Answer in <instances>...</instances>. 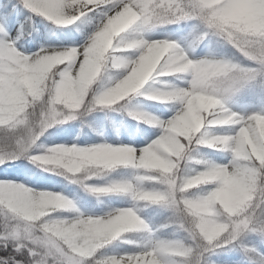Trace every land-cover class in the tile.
Here are the masks:
<instances>
[{"label":"clouds","instance_id":"obj_1","mask_svg":"<svg viewBox=\"0 0 264 264\" xmlns=\"http://www.w3.org/2000/svg\"><path fill=\"white\" fill-rule=\"evenodd\" d=\"M102 3L104 0H37L34 13L53 26H68L80 19L83 7ZM100 17L85 41L87 46L81 45L83 52L78 48L66 52L41 48L46 54L29 64L31 58L22 59L13 43L0 50V63L8 66L10 75L7 92L0 90V124L15 110L19 125H29L26 146L31 148L49 128L76 120L83 108L119 105L116 111L157 127L161 134L141 150L139 158L131 149L126 151L132 159L126 167L137 170L131 181L113 182L92 191L125 194L134 202L149 204L155 202L157 193L162 195L158 204L171 213L164 226H175L184 234L183 239L162 241L174 249L164 257V264H185L174 257L202 248V240L225 236L230 242L244 234L254 235L258 241L242 250L244 264H253L259 245L264 244V116L249 115L246 125L234 135H209V130L240 123L223 106L221 97L249 81H264V0H121L118 10L105 11ZM188 20L200 29L198 42H223L252 66L210 56L189 59L175 43L148 38L156 28ZM28 22L31 27V17ZM81 55L83 60L76 68ZM167 77H174L176 83L161 79ZM93 86L97 90L90 97ZM141 90L146 99L178 106L175 115L164 122L121 104ZM182 139L187 144L181 143ZM199 146L226 152L230 158L217 165L198 153ZM32 159L73 174L87 172L86 179L101 177L116 163L115 157L98 159L52 148ZM153 181L159 189L145 186ZM206 183L215 184L211 193L189 191ZM121 184L131 192H124ZM0 204L13 214L0 212V221L7 225L0 228V241L28 253L15 264H62L51 250L50 237H67L65 242L74 252L90 257L137 219L127 208L87 224L69 223L53 215L70 209L69 201L61 195L25 194L3 186ZM101 264L120 262L110 257ZM194 264H201L199 254Z\"/></svg>","mask_w":264,"mask_h":264},{"label":"trees","instance_id":"obj_2","mask_svg":"<svg viewBox=\"0 0 264 264\" xmlns=\"http://www.w3.org/2000/svg\"><path fill=\"white\" fill-rule=\"evenodd\" d=\"M14 2L15 0H0V5L6 4L7 7L3 11L8 12ZM29 17H31V27L28 22ZM100 18L99 15H93L91 19L82 18L73 25L53 26L38 15H34L27 10H19L18 14L14 16L12 24L7 25V31L18 25L20 37L15 43L25 53H32L41 48L70 49L82 45L95 29V25ZM0 19L3 20V16H0ZM199 31L200 29L197 27L196 22L188 20L156 28L150 33L171 34L174 32L189 36L192 38V44L196 48L207 46L216 55H220L221 58L230 59L241 65L248 64L247 60L223 42L215 39H205L203 42H198ZM28 32H31V35H28ZM68 36H71V39H67L66 37ZM2 41L3 33L0 32V42ZM170 42L175 43V41ZM161 79L176 83L174 77ZM145 87L147 88L149 85ZM95 90L97 88L93 86V92L89 94L90 97ZM121 104H127L130 108L145 111L158 120L168 118L178 109V106L173 104H162L146 99L143 90H141V93L130 96L126 101H122ZM223 106L227 109L225 104ZM118 107L119 105L110 108L95 107L92 110L83 108L76 114V120L49 128L31 148L26 146L27 128L29 125L18 126L17 129L11 131L0 129V160L3 161L0 162V182L17 181L23 183L27 181L30 186L54 191L55 194H59L70 201L72 208L54 213L55 217L69 220L81 217L82 214L104 215L111 211H116L125 204L133 205L136 214L147 226V231L122 234L100 250L105 257L141 252L149 242L154 240L156 242L175 241L183 239L184 234L179 232L175 226H164L169 223L171 213L167 209L160 207L159 204L134 202L130 196L120 193L98 194L92 191L94 188L102 187L101 185L103 184V187H106L113 182L132 180L137 174V170L118 165L106 170L98 179L92 178L88 180L84 179L88 175L87 172L82 171L73 174L63 169H54L52 165H42L35 162L32 157L45 155L48 149L69 144H72V147L83 149L85 147L79 144L80 141L99 136L102 138L103 134H109L110 132L115 146L131 148L134 147L135 143L138 145L146 144L158 134L160 129L131 119L123 112L116 111ZM236 130L237 124L235 123L215 126L209 130V135H233ZM99 145H101V142H98L95 146ZM198 153L221 166L226 164L230 158L226 152L204 146L198 147ZM180 167H184L183 162H181ZM46 169L54 171V174ZM145 186L159 189V186L153 182H146ZM211 188L212 185H205L193 189L191 192L206 194ZM76 202L86 206V213L73 208ZM187 243L185 241V244ZM257 243L258 241L254 235L244 234L234 243L223 247L214 246L212 252L199 251L198 254L201 264H244L242 250L254 247ZM194 250L191 252L193 253ZM258 253L264 254V244L259 245ZM3 254L0 251V255ZM181 260L185 261V264H189L187 257L181 258Z\"/></svg>","mask_w":264,"mask_h":264},{"label":"snow or ice","instance_id":"obj_3","mask_svg":"<svg viewBox=\"0 0 264 264\" xmlns=\"http://www.w3.org/2000/svg\"><path fill=\"white\" fill-rule=\"evenodd\" d=\"M36 2L37 0H15V2L12 4L11 10L8 12L3 11V9L7 7L6 4L0 5V16H3L4 24L11 25L13 22L14 16L18 14L19 10H27L28 12L35 15L34 8L36 7ZM120 5H121V0H104V3L102 4H89L80 10L83 13V15H81L80 19L77 20L75 24L78 21H80L82 18L91 19L93 15L102 16L105 11H108L109 14H111V12L118 10ZM2 30L3 29H0V31ZM66 38L71 39V36H68ZM10 44L11 43L9 42H0V50L9 48ZM82 45L84 47L87 46L86 43ZM73 48H76V47H73ZM78 49L80 50V52H83V47L80 46ZM68 50L69 49L63 50V51L66 52ZM18 53L22 59L31 58L29 59V64H31L32 60L38 59L39 56H43L46 54L44 51H38V52L32 53L31 55H24L19 51ZM82 60H83V56L81 55L79 59L76 61V65H75L76 68L79 67V64ZM61 67H63V65H61ZM73 74L75 73L73 72ZM9 79H10V75H9L8 66L6 64L0 63V90L7 92ZM29 99L31 98L29 97ZM250 115L264 116V114H250ZM247 117L242 118L236 115V118L240 120V123L237 124L236 131H238L240 127H243L246 125ZM18 126L20 125L16 119L15 110H13L7 114V119L5 120V122L0 124V129L11 131V130L17 129ZM217 126H224V125H217ZM201 131L203 132V129H201ZM181 143L187 144V141H184L182 139ZM128 149H131L132 151H134L136 157L139 158L141 150L143 148L137 150L131 147H111L107 145H99L95 147L79 149L76 147L58 146V147L52 148V151L60 152V153H74V154H79L81 156H88L89 154H91L92 156L98 159H111L115 157L116 163L113 164V167H115L118 165L126 166V165L132 164L131 157L125 154ZM175 159L176 158L173 157V160ZM0 162H3V161H0ZM153 183H155V181H153ZM205 185H212V188L207 193H211L212 190L215 188V184H211V183L202 184L199 187L205 186ZM0 186L18 188V189L23 190V193L25 194L49 193V192L33 191L29 188L24 187L23 185H19V184L12 183V182H0ZM120 187L124 190V192H131V189L126 184H121ZM192 190L193 189H189L190 192ZM161 200H162V195L157 193L156 200L153 204H158L161 202ZM140 202H144V201H140ZM68 207L70 209L72 208V204L70 201H69ZM262 207H264V205H262ZM121 210L122 209L116 210L115 212L111 213L108 216L114 215L120 212ZM131 210L134 214H136L133 208H131ZM0 212L4 213L6 216L13 215L9 211V209L5 206V204H0ZM136 216H137V219L133 221L130 224L128 230L124 231L122 234L129 233V232H139L142 230L147 231V226L145 225L144 221L141 218H139L137 214ZM96 219L97 218L82 219V218L77 217L74 220H69V223H72L73 221H80V222H85V224H87L89 220H96ZM21 223H24V221H21ZM6 227L7 225L3 221H0V228H6ZM66 239L67 237L64 240L58 239L56 237L49 238V245L51 247V250L54 251L60 257L62 264H101L102 260L108 259L110 257H114V259L116 261H119L120 264H164V257L170 254L172 251H174V249H172V247L168 245L167 243L158 241L155 243L150 242L145 247V249L141 252L132 253V254H124L118 257L117 256L105 257L100 252L101 249H103L105 246L108 245V244H105L104 247L97 249L94 255H91L90 257H82L72 250V247L69 245V243L65 242ZM237 240L238 238L236 240H232L229 242L228 240H226L225 236H220L216 239L211 240L210 242L203 241V240L202 242L210 246L214 245L215 247H223L227 244L234 243ZM0 251L4 253L3 255H0V264H15L16 261L25 259L26 256L28 255V253L25 250L14 249L11 245H9L8 243L4 241H0ZM245 251H247V249H245ZM252 251L254 252L255 250H252ZM189 254H190V251L185 250L184 255L174 257V259L181 260V258L188 257ZM253 264H264V255L255 253L253 257Z\"/></svg>","mask_w":264,"mask_h":264},{"label":"rangeland","instance_id":"obj_4","mask_svg":"<svg viewBox=\"0 0 264 264\" xmlns=\"http://www.w3.org/2000/svg\"><path fill=\"white\" fill-rule=\"evenodd\" d=\"M0 29H3L2 31H0V32L3 33V41L2 42L13 43V46L16 48V50L21 52L24 55H31L32 54V53H24V52H22L20 46L17 43H15V41L17 39H19V37H20V33H19V30H18V25L15 26L14 28H12V30L7 31V25H5L3 20L0 19ZM148 38L150 40L176 41L179 44L180 48L184 51V53L188 57H190V59H200V58L205 57V56H210L211 58H216V59H220L221 58L220 55H215L214 52H212L209 49V47H207V46H204L203 48H201L199 50H198V48L196 49L194 47V45L192 47V38H190L188 36H183V35H180V34H177V33H174V32H172L171 34L149 33L148 34ZM79 47H77V48H79ZM56 49L67 50L69 48H56ZM33 53H35V52H33ZM241 66L242 67H251L252 65L250 64V62H248V64L241 65ZM221 102L227 106V110L230 113L238 115V116H240L242 118L243 117H247L250 114H264V81H262L260 79L249 81L248 83H246L243 86L239 87V89L234 91L233 93H230V94H227V95L221 97ZM175 113L172 116L168 117V118L161 119V121L166 122L167 120L172 118L175 115ZM160 134H161V132L159 131L157 136H155L153 139H151L147 144L140 145V146H135V147H132V148L133 149H137V150L142 149L145 146H147L148 144H150ZM111 135L112 134L110 132L109 134H103L102 138L99 136L97 138H91V139H88V140H85V141L83 140V141H80L79 144L81 146H84L85 148L86 147L90 148V147H94L98 142H101V145H107V146H111V147H119V146H115L114 145V141H113V139H111ZM99 139H100V141H98ZM63 146L64 147H72V144L63 145ZM47 171L54 174V171L53 172L51 170H47ZM84 179H86V178H84ZM96 179H98V178H96ZM129 181H131V180H129ZM12 183L23 185L24 187L29 188V189H31L33 191L49 192V193H54L55 194L54 191L47 190L45 188L38 189V188H35L32 185L30 186L27 183V181H24L23 183H19L17 181L16 182H12ZM103 185H101V186L103 187ZM159 205H160V207L166 209V207L164 205H162V204H159ZM73 208L78 209L80 211H83L84 213H86V209H87L85 205H83L81 203H78V202H76V204H74ZM127 208H133V205L125 204V205L119 207L117 210H119V209H127ZM113 212H115V211H111V212H109L107 214H104V215L82 214V216L79 217V218H82V219L103 218L105 216L110 215ZM69 220H74V219H69ZM155 242H156V240H154L152 243H155ZM201 243L204 246L202 248H200V249L193 248L195 250L193 251V253L190 252L189 256L187 257V259L189 261L188 262L189 264H194V261L196 260L199 251H202V252L206 251V252H209V253L213 251L214 245H211V246L210 245H206L202 241H201ZM115 256L118 257L120 255H115Z\"/></svg>","mask_w":264,"mask_h":264}]
</instances>
